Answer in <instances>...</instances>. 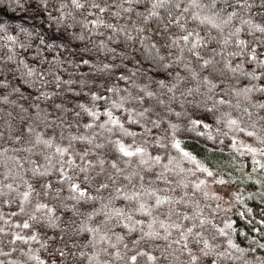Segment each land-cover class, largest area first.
I'll return each mask as SVG.
<instances>
[{"label": "clouds", "instance_id": "obj_1", "mask_svg": "<svg viewBox=\"0 0 264 264\" xmlns=\"http://www.w3.org/2000/svg\"><path fill=\"white\" fill-rule=\"evenodd\" d=\"M262 60L264 0H0V264H132L142 247L154 264H264V168L249 191L241 139L264 149ZM224 151L236 174L218 163ZM156 193L171 200L157 206ZM37 200L55 223L33 215ZM106 204L144 223L130 231ZM153 217L158 235L146 236Z\"/></svg>", "mask_w": 264, "mask_h": 264}, {"label": "snow or ice", "instance_id": "obj_2", "mask_svg": "<svg viewBox=\"0 0 264 264\" xmlns=\"http://www.w3.org/2000/svg\"><path fill=\"white\" fill-rule=\"evenodd\" d=\"M256 27L260 28L261 26L257 25ZM184 39L187 40L188 36H185ZM198 40H199V37L196 38V41H194V43H196ZM249 55H250L251 58L256 59V53L255 52L250 51ZM204 62L207 63L208 61L205 60ZM261 63H264V60H262ZM244 91L247 92V89H245ZM148 95H152V93L149 92ZM93 115H95V113H93ZM109 116L111 117V113H109ZM110 122L113 125H116V124L120 123L118 117H111ZM196 123H200V122L196 121ZM234 123H236V121L229 120V124H234ZM205 127H207V125H205ZM124 131L127 132L128 130L125 129ZM249 135L250 136H254L256 134H255V132H251V133H249ZM262 139H264V138H262ZM235 140H236V137H233V145L232 146L234 148L236 147ZM46 143H50V141H46ZM117 146H118L119 151L121 153H123L124 155L133 156L134 154H139L140 162L144 163V164L148 163V159L149 158H147V157H145L143 155V153H144V149L143 148H141V147L132 148V147H130L129 145L125 144L122 141H118L117 142ZM175 146L177 148H180V150L182 152H184V149L180 147V142L178 140L175 142ZM242 147L246 148L249 152L252 153L253 170H255L257 167L264 168V159H262V160H258L257 159V154H260L261 156H264V149L257 148V147H254V146L248 145V144H244V145H242ZM57 151L59 153L63 154L65 152H67V149L58 145L57 146ZM184 154H185V156L187 158L193 160L197 164V166L199 168L203 169V171H205L209 175H211V169H209L206 165H204V164L200 163L199 161H197L196 158L194 156H192L190 153L184 152ZM151 159H153L157 163L160 161V157L158 155L156 157H154V158H151ZM68 160H69L70 164L73 162V158L71 156V153H68ZM100 163L103 164V160H101ZM113 164H115V162H113ZM36 170L39 171L40 175L43 176V175H46L51 169L45 168V169L41 170L40 166H37ZM67 177H68V173H66L64 171V169L61 168V170H60V179H65ZM218 180H219V182L223 183V178L222 177L218 178ZM200 183L203 184L204 181H201ZM257 183H260V181H257ZM197 186H199V185H197ZM45 187L51 188L52 184L48 183V184L45 185ZM69 187L71 188L73 193H78L80 197L85 196L87 194V191H88L87 188H85L83 185L79 184L78 182H72L69 185ZM150 191H155V190L150 189ZM31 194H32L31 185H29L28 186V190H26V191H24L22 193V199L23 200H30ZM137 196H139V193H133V194H131L130 198H136ZM170 200H171V197L168 196L167 194H161V193H156L155 194V203H156L157 206H161V205H163L164 203H166V202H168ZM150 207L151 206L146 205L145 201L137 200L136 211L150 215ZM104 209H105V213L107 215V218L109 220L112 218V216H115V217L119 218L121 220V222L124 224V226L130 231L135 228L136 224H143L144 223V221H142V220H136L131 215V213H125V211L123 209L109 208V206L107 204L104 206ZM56 211H57V209L55 207L50 206L46 201L37 200V202L34 204L33 215H36V214L45 215V218L48 220L49 223H55L56 220H57V217L54 215V213ZM109 213H110V215H108ZM94 214H95V210H93V212L89 213V215H94ZM197 217L200 219L201 223H203L204 217L199 213V211H197ZM161 223H165V222L162 221ZM261 223H264V221H261ZM154 224H155V218L153 217L152 220L148 223L146 229H144V234L146 236L158 235V233L155 230ZM24 227L25 228H29V224H28V222L26 220L24 221ZM79 227H80L81 230H84V231H87V232L93 233V234H95L97 232H100V235H101L102 238L106 237V235H107L106 233L100 231L99 225L93 226L91 223L82 222L79 225ZM173 227L180 228V227H182V225H180L178 223H174ZM194 227H195L194 224L192 226H190V227H187L186 228V232L187 233H191L192 229ZM181 236L185 240L187 239V236L184 233H181ZM14 238L28 239L29 237H22V236H19V234H16V236ZM30 238L31 239H36L37 238L36 234L34 233ZM204 244L207 245L208 241L205 240ZM229 244H232V241H229ZM232 246L236 247L235 245H232ZM139 256L146 257V264H154V261L156 259L155 256L150 251H147L145 248L142 247V248L139 249V253L138 254H133V255H131L129 257V259L132 262V264H136V262L138 261V257ZM36 259L39 261V259H40L39 256H37ZM192 259L196 260V257L193 256ZM40 264H44V262L40 261Z\"/></svg>", "mask_w": 264, "mask_h": 264}, {"label": "trees", "instance_id": "obj_3", "mask_svg": "<svg viewBox=\"0 0 264 264\" xmlns=\"http://www.w3.org/2000/svg\"><path fill=\"white\" fill-rule=\"evenodd\" d=\"M241 139L246 142L248 145H252L254 147L260 148L261 144L259 141L255 140V137H249L248 133H244L241 136ZM231 143V141H229ZM243 151V161H244V167L245 171L248 172L249 174H253V159H252V153L249 152L246 148L242 149ZM237 156L240 155V153H236ZM257 159L262 160L264 157H262L260 154H257ZM218 163L225 168L226 171H233L235 173V168L239 167L238 163H232L231 162V157L228 155L227 151H224L222 154L221 159L218 161ZM262 171L261 168L257 167L256 168V174L253 175V179L247 180L246 181V187L248 188L249 191H255L256 188H259V184L257 183V180L260 178L258 173ZM251 204L253 206H258L259 202L256 200H252ZM10 211H15V209H7Z\"/></svg>", "mask_w": 264, "mask_h": 264}]
</instances>
